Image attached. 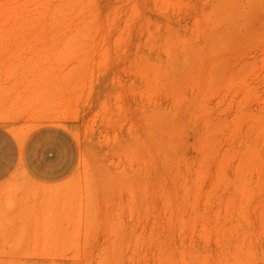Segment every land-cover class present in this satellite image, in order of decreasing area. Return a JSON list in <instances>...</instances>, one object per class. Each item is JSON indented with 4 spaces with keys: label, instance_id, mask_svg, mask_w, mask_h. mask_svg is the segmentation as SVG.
Listing matches in <instances>:
<instances>
[{
    "label": "rangeland",
    "instance_id": "374dc122",
    "mask_svg": "<svg viewBox=\"0 0 264 264\" xmlns=\"http://www.w3.org/2000/svg\"><path fill=\"white\" fill-rule=\"evenodd\" d=\"M0 127L79 149L0 183V264H264V0H0Z\"/></svg>",
    "mask_w": 264,
    "mask_h": 264
},
{
    "label": "crops",
    "instance_id": "0c3cea01",
    "mask_svg": "<svg viewBox=\"0 0 264 264\" xmlns=\"http://www.w3.org/2000/svg\"><path fill=\"white\" fill-rule=\"evenodd\" d=\"M79 149L73 136L59 128H42L18 138L0 127V183L18 171L42 184H56L76 169Z\"/></svg>",
    "mask_w": 264,
    "mask_h": 264
}]
</instances>
